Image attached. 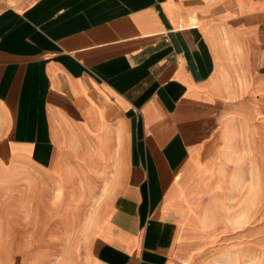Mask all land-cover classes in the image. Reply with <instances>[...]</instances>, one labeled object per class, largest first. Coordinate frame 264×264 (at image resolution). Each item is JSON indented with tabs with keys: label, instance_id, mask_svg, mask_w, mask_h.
Segmentation results:
<instances>
[{
	"label": "crops",
	"instance_id": "obj_1",
	"mask_svg": "<svg viewBox=\"0 0 264 264\" xmlns=\"http://www.w3.org/2000/svg\"><path fill=\"white\" fill-rule=\"evenodd\" d=\"M262 94L264 0H0V264L221 261L210 156Z\"/></svg>",
	"mask_w": 264,
	"mask_h": 264
},
{
	"label": "rangeland",
	"instance_id": "obj_2",
	"mask_svg": "<svg viewBox=\"0 0 264 264\" xmlns=\"http://www.w3.org/2000/svg\"><path fill=\"white\" fill-rule=\"evenodd\" d=\"M210 160L217 172L202 208L218 242L232 249L215 264H264V94L225 125ZM70 239L48 236L47 243L64 246Z\"/></svg>",
	"mask_w": 264,
	"mask_h": 264
}]
</instances>
